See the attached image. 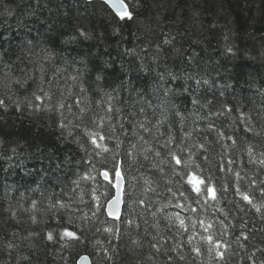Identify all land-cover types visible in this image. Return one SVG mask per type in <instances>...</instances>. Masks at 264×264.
<instances>
[{
  "label": "trees",
  "instance_id": "1",
  "mask_svg": "<svg viewBox=\"0 0 264 264\" xmlns=\"http://www.w3.org/2000/svg\"><path fill=\"white\" fill-rule=\"evenodd\" d=\"M125 3L0 0V264H264V0Z\"/></svg>",
  "mask_w": 264,
  "mask_h": 264
},
{
  "label": "snow or ice",
  "instance_id": "2",
  "mask_svg": "<svg viewBox=\"0 0 264 264\" xmlns=\"http://www.w3.org/2000/svg\"><path fill=\"white\" fill-rule=\"evenodd\" d=\"M104 3L115 11V14L119 17V19L121 21H124V20L131 21L133 19V15L128 10V5L125 3V0H104ZM82 35H83V33H82ZM165 43L167 44V43H169V41L165 40ZM229 51H231V49H229ZM49 56H50V54H49ZM71 78L73 81L78 79V77L75 75H73ZM96 78H97V80L102 79L101 75H99V74L97 75ZM196 83L199 85L200 81L197 80ZM204 83H207V81L205 80ZM41 91H43L42 88H41ZM80 91L85 92L86 89L83 86H81ZM46 97L50 99V97L48 96V93H45L43 97L40 95H36L35 99L37 101L43 102V100ZM81 102H82L81 98L77 97L76 101H75L76 105L79 106L81 104ZM192 102L194 104L197 103V101L195 99H193ZM3 105H4L3 100H0V106H3ZM36 107L38 108L39 106L37 105ZM59 107L63 108L64 104L61 103L59 105ZM69 108H71V105H69ZM111 110H112L111 105H109L108 111H111ZM228 110L231 111V109H228ZM83 111H84V109L81 108V112H83ZM244 118H245L244 114L242 113L241 119L243 120ZM60 126L63 127L64 125L61 123ZM141 127H143V125H141ZM145 131H147V129H145ZM90 139H91V143L93 145H95L97 148H101L102 151H104V152L109 151V149L106 145H102V144L97 142V140L103 141L106 139V137L103 134H101L99 132L92 133V134H90ZM129 155H131V153H129ZM157 155H159V153H157ZM172 159L175 160V163L177 166H181V165L185 164V162L182 161V159H180L179 157H177L175 155V153L172 154ZM113 160H114V163H113L112 167L103 169L99 174L103 177V180L108 183V185L110 186V189L114 190V195H111L107 201V207H106L105 211L107 212V214L110 217H113L115 219H119L122 206L123 207L127 206L126 201H125V196L127 195V192L125 189L126 181H125V176H124L123 171H122L123 161L117 160L115 158V156L113 157ZM260 163L264 164V159H262L260 161ZM237 176H239L238 173H237ZM182 179H186V183L188 186H190V190L192 192H195L197 194V197L204 195V196H209L213 200H215V198H216L215 189L208 184L207 179L202 177L199 172H197L195 170L187 171L185 173L184 177H182ZM237 191L239 192V188H237ZM240 195L242 196V198L246 202H248L249 204H252V200L250 199V197L247 194L240 193ZM261 195H264V190L261 191ZM94 199H96L97 208L99 209L101 207L99 197L94 196ZM141 203H143V202L141 201ZM177 206L183 207V205H177ZM193 211H195V209H193ZM257 211H259V208H257ZM180 223H181V226H183V223H184L183 220H181ZM208 227H211V225L209 224ZM63 237H69V238L76 239V240L82 239V237L77 235L75 232L69 231V230H64V232L62 233V238ZM52 238H53L52 234L49 233L48 239L51 240ZM206 239L210 245L209 251L211 252L212 249L215 248L217 257L220 259H223L224 258V252L220 251V249L223 247V245L220 242L214 241L213 237L211 235H208ZM196 251L199 252V249H196ZM83 259H87V257H84Z\"/></svg>",
  "mask_w": 264,
  "mask_h": 264
},
{
  "label": "water",
  "instance_id": "3",
  "mask_svg": "<svg viewBox=\"0 0 264 264\" xmlns=\"http://www.w3.org/2000/svg\"><path fill=\"white\" fill-rule=\"evenodd\" d=\"M85 1H103L104 2V0H85ZM113 10V9H112ZM128 10H129V8H128ZM114 11V10H113ZM130 11V10H129ZM115 12V11H114ZM125 189H126V183H125ZM106 207H107V204H106V206H105V209H106ZM123 209H124V207L122 206V208H121V212H120V218L119 219H115V218H113V217H110L108 214H107V212H106V214H107V216L109 217V219H111V220H120L121 219V217H122V215H123ZM84 257H87V259H83ZM78 264H93L92 263V260H91V258L88 256V255H84V256H82L79 260H78Z\"/></svg>",
  "mask_w": 264,
  "mask_h": 264
}]
</instances>
